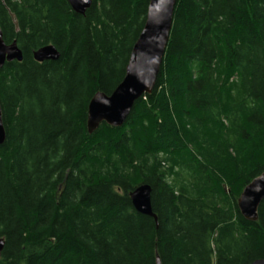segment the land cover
<instances>
[{
    "label": "trees",
    "instance_id": "obj_1",
    "mask_svg": "<svg viewBox=\"0 0 264 264\" xmlns=\"http://www.w3.org/2000/svg\"><path fill=\"white\" fill-rule=\"evenodd\" d=\"M150 0H0V264H251L264 259V0H177L150 95L88 134V104L125 76ZM51 45L56 61L33 53ZM257 142L256 155L240 145ZM253 152V151H252ZM151 188L152 218L129 193Z\"/></svg>",
    "mask_w": 264,
    "mask_h": 264
},
{
    "label": "water",
    "instance_id": "obj_2",
    "mask_svg": "<svg viewBox=\"0 0 264 264\" xmlns=\"http://www.w3.org/2000/svg\"><path fill=\"white\" fill-rule=\"evenodd\" d=\"M72 11L78 15L90 8L92 0H65ZM177 0H150L144 27L135 42L121 83L110 95L98 93L88 104L86 129L88 134L94 133L101 124L111 128H120L127 119L134 103L144 95H150L157 82L162 66L165 49L172 26V18ZM37 63L56 61L59 58L57 50L44 46L33 53ZM22 61V52L15 41L5 44L0 29V68L5 63ZM5 141V132L0 109V146ZM151 188L140 185L129 193L133 209L156 222V216L151 210ZM264 200V172L253 179L242 191L237 208L240 215L248 222L258 218V208ZM3 241L0 240V252ZM156 264H161L156 258ZM251 264H264L259 259Z\"/></svg>",
    "mask_w": 264,
    "mask_h": 264
},
{
    "label": "rangeland",
    "instance_id": "obj_3",
    "mask_svg": "<svg viewBox=\"0 0 264 264\" xmlns=\"http://www.w3.org/2000/svg\"><path fill=\"white\" fill-rule=\"evenodd\" d=\"M256 145H257V142H254L252 144H242V145H240V154L242 156H244V157H249L251 154H252V156H255L256 155V151L253 150V149L256 148Z\"/></svg>",
    "mask_w": 264,
    "mask_h": 264
}]
</instances>
